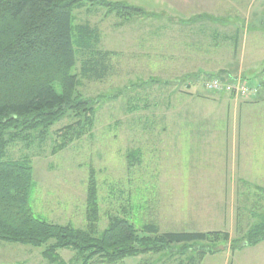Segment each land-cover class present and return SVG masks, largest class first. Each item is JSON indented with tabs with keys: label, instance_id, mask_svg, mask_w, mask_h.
Returning <instances> with one entry per match:
<instances>
[{
	"label": "rangeland",
	"instance_id": "obj_1",
	"mask_svg": "<svg viewBox=\"0 0 264 264\" xmlns=\"http://www.w3.org/2000/svg\"><path fill=\"white\" fill-rule=\"evenodd\" d=\"M120 2L141 7L146 14L127 19L106 15L104 7L90 1L73 10L74 24L96 27V49L109 52L101 79L79 76L78 93L94 103L91 128L55 154L51 149L56 132L74 121L70 116L55 122L43 134L36 132L28 141L15 140L7 147L8 158L27 161L33 167L32 210L50 223L88 229L86 196L93 171L99 204L96 236L113 218L120 217L136 227L155 223L160 232L227 231L230 238L241 237L264 213V193L251 188L217 191L218 179H227L219 158L226 151L218 142L220 134L213 136L214 128L194 120L185 122L183 115L189 110L197 116L200 107H214L205 95L227 92L210 93L202 83L210 76L230 79L235 74L221 73L219 68L234 70L239 65L233 55L238 48H232L223 38L215 45L213 40L209 42L210 31L219 28L216 24L223 29L229 19L247 23L258 15H248L246 0H217L218 14L206 12L192 17V22L199 20L195 27L201 31H185L180 24L183 17L166 15L159 7L147 10L139 1ZM211 3L204 0V8H210ZM253 3L252 9L261 12L263 23L264 0ZM142 4L151 3L146 0ZM188 39L189 43L197 40L201 46L187 45ZM89 54L78 55L73 73H80ZM208 59L212 66L201 67L203 71L196 77L185 75L189 74L186 68ZM209 245L219 251L206 255L201 264H264V241L228 254L229 241ZM180 247L174 244L165 252L125 261L141 258L140 263L145 264L184 263L190 253H183ZM15 249L33 251L26 256L29 264H50L38 253L40 249L5 241H0V264H16L17 256L25 257L17 255ZM177 251L182 252L178 255ZM59 252L65 261L73 258L70 250ZM119 263L122 261L96 260L94 264Z\"/></svg>",
	"mask_w": 264,
	"mask_h": 264
},
{
	"label": "trees",
	"instance_id": "obj_2",
	"mask_svg": "<svg viewBox=\"0 0 264 264\" xmlns=\"http://www.w3.org/2000/svg\"><path fill=\"white\" fill-rule=\"evenodd\" d=\"M86 1L104 7L106 15L127 19L146 14L141 7L110 0H0V241L41 249L50 264L117 263L126 257L159 254L174 244L190 253L179 264H199L205 255L219 251L209 242L229 241L233 253L264 241V213L239 238H230L227 231L160 232L155 223L136 227L120 217L96 236L99 204L93 171L86 196L88 229L50 223L35 215L30 202L33 167L8 158L7 147L15 140L28 141L36 132L43 134L70 116L74 121L56 132L51 149L55 154L91 128L94 103L78 93L79 76L101 79L109 52L96 49V27L74 24L73 10ZM83 52L89 57L84 58L80 73H73ZM61 250L72 251L73 258L65 261Z\"/></svg>",
	"mask_w": 264,
	"mask_h": 264
},
{
	"label": "crops",
	"instance_id": "obj_3",
	"mask_svg": "<svg viewBox=\"0 0 264 264\" xmlns=\"http://www.w3.org/2000/svg\"><path fill=\"white\" fill-rule=\"evenodd\" d=\"M133 1H139L140 5H144L147 10L159 7L162 10L164 9L163 11H165L166 15L183 17L180 24L185 26V31H201L200 27H195L199 26V20L196 19L192 22L193 16L199 17L206 12L211 16L218 14V8H216L218 6L217 0H212L210 8L207 9L204 8V0H148L151 3L149 5L142 4L146 0ZM246 1V12H248V15H258V18H252L247 23L235 18L231 19L232 21L230 22L229 19L223 29H221L219 24H216L219 28L210 31L213 33L209 34L211 38L209 42L213 40L215 45L217 41L223 38L230 42L229 45L232 48H235V46L238 48L236 55H233L238 58L239 65L234 70L219 68L218 71L233 72L235 74L233 76L243 78L248 84L257 86V96L250 99H236L228 94H206L207 100L213 102L214 107H198L197 116H193L189 110L185 111L187 115H183V118L186 117L185 122L189 123V121L194 120L196 124L208 125L214 128L212 131L213 136L216 137L220 134L218 142L224 145L226 151L222 152L219 158L222 161V170L227 179H218L216 182L219 184L217 189L219 192H242L245 188H251L264 193V22L262 23L261 21V12L259 13L252 9L253 0ZM207 26L209 27L210 25ZM220 31L224 33L221 35ZM189 42L188 39L186 44H192L191 47L201 46L197 40L193 43ZM194 43L197 44L195 45ZM210 66L212 64L209 59L206 63H201L200 65L195 63L194 67L186 68V73L189 74L185 75L196 77L198 72L203 71L200 69L201 67L206 69ZM218 71L217 73H219ZM193 72H196V74ZM189 85H187L188 89ZM202 100H205L204 97H202ZM220 124L221 130H219ZM15 251H18L17 255H25V257L17 256L16 264H29L26 256L33 255V251L28 249H15ZM229 252V249H226V253L228 254ZM38 253L43 257L41 249ZM139 256L126 258H137ZM126 258L119 264H145L140 263L141 258L136 259L134 262H126ZM36 260L38 261V259ZM202 260L199 264H201Z\"/></svg>",
	"mask_w": 264,
	"mask_h": 264
},
{
	"label": "built area",
	"instance_id": "obj_4",
	"mask_svg": "<svg viewBox=\"0 0 264 264\" xmlns=\"http://www.w3.org/2000/svg\"><path fill=\"white\" fill-rule=\"evenodd\" d=\"M230 79L222 80L220 76H210L202 83V88L210 93L227 92L235 97L255 98L258 93V87L248 84L243 78L232 76Z\"/></svg>",
	"mask_w": 264,
	"mask_h": 264
}]
</instances>
